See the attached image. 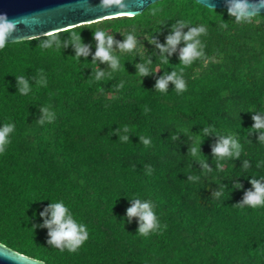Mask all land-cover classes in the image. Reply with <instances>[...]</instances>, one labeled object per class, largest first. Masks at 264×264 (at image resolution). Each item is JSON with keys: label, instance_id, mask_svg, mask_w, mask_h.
<instances>
[{"label": "trees", "instance_id": "16d2710c", "mask_svg": "<svg viewBox=\"0 0 264 264\" xmlns=\"http://www.w3.org/2000/svg\"><path fill=\"white\" fill-rule=\"evenodd\" d=\"M174 26L182 37L205 30L189 66L180 54L190 41L159 47ZM96 31L113 37L116 69L93 60ZM56 33L0 49V129H13L0 152V242L48 264H264V207H236L252 180L264 184V128L253 129V116L264 120V13L238 21L160 0ZM128 35L136 46L122 51ZM173 72L184 89L158 90ZM225 138L238 157L213 154ZM136 200L156 215L147 236L127 216ZM54 202L88 232L75 252L49 243L41 213Z\"/></svg>", "mask_w": 264, "mask_h": 264}, {"label": "clouds", "instance_id": "9594fccd", "mask_svg": "<svg viewBox=\"0 0 264 264\" xmlns=\"http://www.w3.org/2000/svg\"><path fill=\"white\" fill-rule=\"evenodd\" d=\"M122 0H102L104 7L110 6H120ZM249 3L248 0H232L230 7L228 8L229 15H235L238 21H244L250 18L251 13L249 12ZM184 21L180 22V26L183 27ZM15 22L5 20L0 22V49L5 47V41L7 37L15 30ZM68 30V29H64ZM205 30L203 28H193L188 33L181 36V32L175 30L174 34L167 37V44L160 45L161 51H167L168 48L175 49L176 45L180 42L181 38L184 41L189 42L181 50L180 59L181 63L185 66L191 65L194 58H198L202 55L200 51L197 50L199 40L195 38ZM49 38L58 36V33H49ZM94 38L97 41L96 52L93 57V60H100L101 62L110 63L113 69L117 67V58L112 55L111 46L113 44V37L106 36L103 31H96L94 33ZM72 39L74 42H77V56L87 55V48L80 41L79 35L73 31ZM136 39L132 35H128L123 43H120L118 46L122 51H131L136 46ZM164 63H167V59L164 58ZM140 75H147V68L137 65ZM100 75H103L102 73ZM99 78V77H97ZM168 81H173L176 85L177 90L184 89L185 85L182 79L176 76V73L173 72L171 75H168L166 78H161L156 83V88L160 91H164L167 87ZM21 84H24V88L21 89L22 92L27 90V84L20 80ZM255 124L253 129L264 128V120L259 116H253ZM12 126L5 125L3 129H0V152H3L4 145L8 143L7 137L8 134L12 131ZM208 129H205L207 133ZM143 143L147 145L148 140H144L142 137ZM261 141L264 142V136H261ZM193 155H196L198 148L194 147L191 150ZM213 154L219 158L224 157H238L240 154V146L231 138H225L221 143H218L213 148ZM254 191H248L245 194L243 203L237 205L236 207L243 208L245 205L253 209L258 207H264V184H261L259 181H251ZM50 211L51 218L45 221V226L49 228V243L55 245L56 247L63 250L64 247H67L70 252H75L78 247H80L86 239H88V232L85 230L83 224L77 223L74 220L73 216L69 214L68 208L63 202L52 203L49 205L48 209L45 210L41 215H45ZM127 216L139 217L141 224L139 228V233L142 236H147L150 231H154L157 227V219L154 214L152 207L149 203H141L139 200H136L135 203L127 209Z\"/></svg>", "mask_w": 264, "mask_h": 264}, {"label": "water", "instance_id": "95a60500", "mask_svg": "<svg viewBox=\"0 0 264 264\" xmlns=\"http://www.w3.org/2000/svg\"><path fill=\"white\" fill-rule=\"evenodd\" d=\"M160 0H122L104 7L102 0H0V22H15L5 42L35 38L103 19L143 13ZM209 8L227 9L232 0H196ZM251 16L264 13V0H248ZM0 264H48L0 242Z\"/></svg>", "mask_w": 264, "mask_h": 264}]
</instances>
